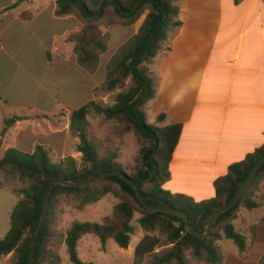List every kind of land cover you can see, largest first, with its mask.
Here are the masks:
<instances>
[{"label": "trees", "instance_id": "trees-1", "mask_svg": "<svg viewBox=\"0 0 264 264\" xmlns=\"http://www.w3.org/2000/svg\"><path fill=\"white\" fill-rule=\"evenodd\" d=\"M76 8L87 20L81 31L72 38L77 61L84 65H93L99 55L106 50L105 35L99 30L100 24L120 23L133 25L143 14L144 18L136 32L124 43L106 66L105 87L113 90L128 82V87L116 94L112 106L101 107L90 101L71 111L70 128L76 132L79 142L76 150L82 154L77 166L73 158L58 163L52 162L44 146L36 145L32 152L9 147L0 158V170L17 174L19 179L27 180L29 185L21 190L22 198L10 213V227L0 239V255L11 254L15 264H27L34 232L41 218L42 204L48 184L54 179L88 180L106 172L116 171L86 186H64L55 184L48 200L45 220L39 232L32 264H58L60 256L49 246L53 237V207L55 198L62 193L76 198V208L83 209L88 203L99 201L104 195L112 194L118 199L110 215L99 222H78L70 224L64 234V244L73 264H94L84 262L77 254V244L85 234H93L104 246L108 239L121 248H127L134 233L131 224L134 213H139L137 223L147 232L134 248L132 264H142L147 253H151L160 242L159 236L150 234L158 231L166 235L172 244L170 249L160 255L152 254L150 264H185L183 251L191 249L192 255L210 264H264V245L259 243L251 250L249 261L229 254L226 258L215 245L222 237L230 239L237 246L239 255L246 249L245 236L234 229L232 220L236 210L243 206L247 210L259 206L254 198L256 184L264 171V164L257 171L243 195L234 206L220 214L207 237L200 239L186 230L184 218L144 207L137 198L133 187L126 178L136 182L145 197L152 204H161L184 212L189 222L199 231H203L211 213L230 200L240 188L245 177L264 156V144L238 162L231 164L228 172L215 179V196L202 201H194L182 194H172L162 185L169 177V163L178 143L181 123L156 125L164 119V114L156 117L155 123H149L144 104L155 94V84L148 64L162 49L169 32L178 27L179 6L177 0H56V15L69 14ZM91 106L105 118L118 121L126 130H132L141 137L145 145L140 149V158L132 173H127L115 161V153L99 156L97 148L85 133V117ZM19 116L4 120L5 131ZM264 224V216L261 219Z\"/></svg>", "mask_w": 264, "mask_h": 264}, {"label": "rangeland", "instance_id": "rangeland-1", "mask_svg": "<svg viewBox=\"0 0 264 264\" xmlns=\"http://www.w3.org/2000/svg\"><path fill=\"white\" fill-rule=\"evenodd\" d=\"M12 1L14 3L10 5ZM0 3L8 9L18 4H31V1L0 0ZM32 5L33 9L25 14L23 24L18 21L8 24L9 16L0 19V158L9 147L17 145L16 148L20 150L32 152L36 145H42L52 162L66 161L71 157L79 166L82 154L76 150L79 138L70 128L71 111L90 101L101 107L112 106L116 94L128 87L125 81L123 85L107 90L106 66L136 32L144 14L131 26H124L118 21L110 25L100 24L98 28L105 35L106 50L99 55L97 62L88 66L77 61L74 51L75 42L72 37L87 23L78 10L73 8L69 14L58 16L55 13L56 0H32ZM172 34L171 30L160 51L170 46ZM30 54L31 62H27L26 57ZM19 62H23L22 65ZM154 82H159L158 75L154 77ZM150 106L151 101H147L144 109L148 122L153 123L155 117ZM13 116L21 119L1 133L5 128L4 120ZM85 133L94 142L99 156L114 152L115 161L127 173L134 171L136 161L140 158V149L145 145L136 133L126 130L118 121L105 118L93 106L85 117ZM28 185L29 182L19 179L17 174L0 170V239L10 227V213L22 198L21 190ZM256 186L254 198L259 205H264V171ZM55 201L53 237L49 246L60 256L58 264H73L64 244L67 228L74 221L100 223L103 217L111 214L118 199L112 194H106L99 201L88 203L80 210L75 207L74 196L60 193ZM258 212L239 206L232 220L234 229H240L243 234L244 224L240 218L245 223L246 219L250 221L256 217ZM139 216L136 212L131 220L135 230L139 228L136 221ZM155 233L161 238V244L172 246L165 234L158 231ZM135 234L131 235L127 248L119 247L112 239H108L102 246L98 237L85 234L77 244L78 257L94 264H132ZM215 245L221 254L237 247L232 240L224 237L217 240ZM169 249H159L156 254L160 255ZM183 257L185 264H210L196 259L190 248L183 251ZM151 260L152 255L145 264H150ZM0 264H15V258L11 254L0 255ZM168 264L176 262L173 260Z\"/></svg>", "mask_w": 264, "mask_h": 264}, {"label": "crops", "instance_id": "crops-1", "mask_svg": "<svg viewBox=\"0 0 264 264\" xmlns=\"http://www.w3.org/2000/svg\"><path fill=\"white\" fill-rule=\"evenodd\" d=\"M30 1L8 9L0 3V19L9 16L8 24L25 23V14L33 9ZM177 4L181 24L173 30L170 46L147 65L153 78L159 77L150 109L155 119L164 114L158 126L182 124L162 187L202 201L215 196L214 181L231 164L264 144V0H177ZM31 59V54L26 57L27 62ZM253 210L259 212L250 221L244 223L239 216L246 249L240 255L237 247L226 250L224 258L232 254L249 261L255 245H264V205ZM135 232L133 252L147 233L141 227ZM161 243L160 238L142 264L159 249L171 247Z\"/></svg>", "mask_w": 264, "mask_h": 264}, {"label": "water", "instance_id": "water-1", "mask_svg": "<svg viewBox=\"0 0 264 264\" xmlns=\"http://www.w3.org/2000/svg\"><path fill=\"white\" fill-rule=\"evenodd\" d=\"M263 164H264V156L262 158H260L255 163V165L251 168V170L249 171V173L245 177L244 181L242 182L240 188L235 193V195L230 200L225 202L221 207H219L218 209L214 210L211 213V215L209 216V218L207 220L205 228L202 232L197 230L196 228H194V226L189 222L188 216L184 212H181L175 208H171V207L164 206L161 204L149 203L145 199V197L143 196L139 185L129 178H126V179H127L128 183L133 187L137 198L144 205V207L149 208V209H153V210H158V211H161L163 213L174 214V215H177V216L184 218L186 230L189 233H191L193 236L198 237L200 239H203L209 235L210 230L213 227L217 217L220 214H222L223 212H226L227 210H229L232 206H234L236 204V202L243 195L247 186L249 185V183L251 182V180L253 179V177L255 176V174L257 173V171L260 169V167ZM112 174H119V173L116 171H106V172H102V173H100V174H98V175H96L93 178L88 179V180L54 179L48 184L45 195H44L43 204H42L41 218H40V221L36 227V230H35L33 238H32L29 260H28L27 264H32L37 238H38L39 232H40V230L43 226L44 220H45L46 210H47V206H48V200H49V196L51 194V191L53 189V186L55 184H60V185H64V186H86V185L93 184L94 182H96L100 178H103L105 176L112 175Z\"/></svg>", "mask_w": 264, "mask_h": 264}]
</instances>
